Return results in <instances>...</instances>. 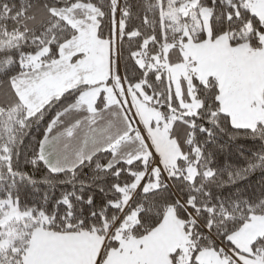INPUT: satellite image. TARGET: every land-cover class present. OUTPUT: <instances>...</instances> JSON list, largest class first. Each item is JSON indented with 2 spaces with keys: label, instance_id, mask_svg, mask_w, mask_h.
<instances>
[{
  "label": "snow or ice",
  "instance_id": "6c2138e0",
  "mask_svg": "<svg viewBox=\"0 0 264 264\" xmlns=\"http://www.w3.org/2000/svg\"><path fill=\"white\" fill-rule=\"evenodd\" d=\"M0 264H264V0H0Z\"/></svg>",
  "mask_w": 264,
  "mask_h": 264
},
{
  "label": "trees",
  "instance_id": "16d2710c",
  "mask_svg": "<svg viewBox=\"0 0 264 264\" xmlns=\"http://www.w3.org/2000/svg\"><path fill=\"white\" fill-rule=\"evenodd\" d=\"M250 150L251 145H245L243 150L237 145H232L230 149L232 161L237 165H243L246 159H250ZM256 182H259L258 179Z\"/></svg>",
  "mask_w": 264,
  "mask_h": 264
}]
</instances>
